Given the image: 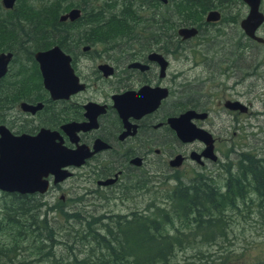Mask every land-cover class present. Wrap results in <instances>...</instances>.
<instances>
[{"label":"flooded vegetation","instance_id":"1","mask_svg":"<svg viewBox=\"0 0 264 264\" xmlns=\"http://www.w3.org/2000/svg\"><path fill=\"white\" fill-rule=\"evenodd\" d=\"M114 1L118 7L125 0ZM131 1L129 5L140 4L139 9L149 10L151 20L159 21L160 15L161 20H167L169 7L174 1L181 0ZM205 2L206 10L202 14L199 12L191 23L176 26L170 34L141 35L140 42L132 41L134 36L130 35L56 34L55 42L49 47L57 46L68 57L71 73H56L55 66L50 75L51 90L44 87L34 59L36 51L49 47L17 51L16 54L11 52L6 72L0 78V126L10 137L2 140L0 149H82L90 155L84 157L79 166H62L61 169L70 174L61 180L54 182L50 172L41 176L46 181L43 191H0L1 197L5 193L7 198L16 194L50 200L79 168L85 169L83 178L87 183L95 185L93 188L90 184L87 193L101 192L106 196L118 190L120 195L131 196L139 190H146L144 186L149 188L151 175L148 170L141 171L142 167L150 169L148 165L159 170L160 174L164 173L162 179L175 173L185 184L197 177L214 178L215 168L211 170V166L216 163V143L220 140L215 117L222 111L236 119L238 113L244 112L223 106L225 100L237 98H225L221 101V109H213L211 104L213 99L217 100L216 96L211 98L212 94L206 93L203 100L198 94L187 93L189 80L185 70H170V67L174 60L185 58L183 52L189 53L195 46L202 45V54L209 56L212 54L209 45L218 39L234 41L241 52H245L251 43L264 44V38L259 35L264 33V0H259L257 8L263 20L253 31L263 42L249 37L240 25L249 12L245 0ZM210 10L217 12L218 18L206 21V13ZM180 26H193L196 34L182 38L176 33ZM145 39L152 42L151 48H142ZM153 53L161 59L149 58ZM225 69L223 76L227 67ZM211 79L210 72L195 78L198 83ZM243 104L249 107V102ZM187 110L198 114L191 116L189 122L194 128L206 132L207 141L197 137L182 140L171 128L168 119ZM22 135L40 136L32 147L23 143L13 147L17 141L12 137ZM208 146L210 153L203 154ZM211 153L216 156L214 160ZM151 154L153 159H149ZM175 156L179 157L178 165H170L169 161ZM135 158H138L137 162ZM179 166L186 167L183 174L165 173L166 169L175 170ZM181 175L189 176L185 180ZM109 180L111 182H107ZM138 186L141 187L139 190ZM58 198L63 201V193Z\"/></svg>","mask_w":264,"mask_h":264},{"label":"trees","instance_id":"2","mask_svg":"<svg viewBox=\"0 0 264 264\" xmlns=\"http://www.w3.org/2000/svg\"><path fill=\"white\" fill-rule=\"evenodd\" d=\"M130 2L117 7L114 0H15L11 9L0 3V52L46 48L59 33L130 35L140 42L141 35L174 32L207 8L205 0L174 1L168 19L160 15L155 21ZM72 7L82 11L79 18L59 21ZM150 44L146 40L142 48ZM234 158L233 165H221V180L197 177L185 184L170 174L177 183L164 201L152 196L142 209L124 215L48 207L50 218L39 199L12 194L0 203V264H179L180 257L225 264L237 237L231 235L245 231L243 225L230 227L232 215L258 223L264 233V152L240 151ZM66 225L65 232H56Z\"/></svg>","mask_w":264,"mask_h":264},{"label":"rangeland","instance_id":"3","mask_svg":"<svg viewBox=\"0 0 264 264\" xmlns=\"http://www.w3.org/2000/svg\"><path fill=\"white\" fill-rule=\"evenodd\" d=\"M103 1L105 0H98V3L95 4L99 5ZM146 11L149 12L144 9L140 14L145 15ZM259 35L264 38V33ZM251 44L248 45L245 52H241L240 47L234 41L214 40L209 45L208 50L212 52L209 56L202 54V45L195 46L191 52H183L185 58L182 60L176 58L177 60H174L170 67V70L180 68L185 70L186 79L189 80L187 93L198 94L203 100H205L206 93H211V98L216 96L217 100L213 99L214 103L211 104L213 109H221V101L225 98H237L243 103L249 102L247 111L238 113L236 119L222 111H219L215 117L217 128L220 130L217 137L220 140L216 143L217 160L211 166V170L215 168L213 176L219 180L224 178L223 170L220 169L221 165L235 163L234 153L249 150L256 154L264 152V44H252L254 46ZM225 67H227V71L223 76L222 72L226 70ZM207 72L212 75L209 82L198 83L195 80V78L207 75ZM153 158V154L149 155V159ZM148 166L150 169L142 167L141 171L148 170L151 175L148 183L149 189L139 190L131 196L120 195L118 194L119 190L108 196L101 192L88 194L86 189L91 183H87V180L83 178L85 169H75L74 175L62 184L60 191H57L52 199L37 198L43 203L40 210L45 211L50 218L54 212L48 207L80 209L93 214L118 213L124 215L132 209H142L146 200L152 196L164 201L165 191L171 190L177 182L170 175L162 179L164 173L160 174L159 170ZM184 168L186 167L179 166L174 168L175 170L166 169L165 173L170 174L173 171L183 174ZM181 176L186 180L189 175ZM180 181L182 182V180ZM91 187L95 188V185L92 183ZM60 193H63V201L58 198ZM1 195L0 192V203L4 200L7 202L9 198L5 193L3 197ZM252 198L255 199V196ZM255 208H253V216L257 214ZM240 217L244 221H239L237 214L236 216L232 215L233 220L230 227L243 225L245 231L238 235L239 231L235 229L234 236L231 235V239H234L236 235L237 237L228 247L232 252L227 254V263L225 264H262L264 262V233L262 229L258 228V223H253L245 216ZM236 218L237 221L234 224ZM59 223L62 225L64 222L61 219ZM65 228H68V225L56 232H65ZM216 250H222V248L216 246ZM191 261L193 258L180 257L178 263L193 264Z\"/></svg>","mask_w":264,"mask_h":264},{"label":"water","instance_id":"4","mask_svg":"<svg viewBox=\"0 0 264 264\" xmlns=\"http://www.w3.org/2000/svg\"><path fill=\"white\" fill-rule=\"evenodd\" d=\"M165 2L166 0H160ZM249 5V12L246 19L240 23L241 27L247 32L252 39L263 42L260 36L254 35L253 31L259 25L263 16L258 11L259 0H245ZM15 0H0L4 9H11ZM81 12L77 7H72L58 16L59 21H73L79 18ZM218 13L210 10L206 13L205 20H215L218 18ZM176 33L182 38L190 37L196 34V29L193 26H180ZM11 51L0 52V78L5 74L7 63L10 59ZM149 58L161 59L158 54H150ZM34 59L38 64V68L43 78V85L48 90H51L50 75L56 66V73H65L70 75L71 71L68 65V57L62 53L57 46L49 47L45 50H38L34 53ZM136 64V63H134ZM223 106L229 110H237L238 112H245L247 107L238 100H225ZM198 115L193 110H187L178 117L169 118V124L175 131L176 135L182 140H190L192 138H200L207 141L206 132L202 129L194 128L189 122L191 116ZM203 115V113L201 114ZM0 147H2V140L10 137L7 131L0 126ZM35 137H28L26 135L12 137L16 143L13 147H18V143H23L24 146L34 145ZM210 146L206 147L203 154H209ZM90 155L82 149L64 150V149H0V191H16L19 193H32L35 191H43L45 189L46 181L41 179V176L50 172L54 176V182L69 176V172L61 169L65 165L79 166L83 162V158ZM178 156L172 158L170 165L177 166ZM214 160L216 156H212ZM135 162L138 158L134 159ZM107 182H111L110 180ZM106 184V181H102Z\"/></svg>","mask_w":264,"mask_h":264},{"label":"bare ground","instance_id":"5","mask_svg":"<svg viewBox=\"0 0 264 264\" xmlns=\"http://www.w3.org/2000/svg\"><path fill=\"white\" fill-rule=\"evenodd\" d=\"M82 12V11H81Z\"/></svg>","mask_w":264,"mask_h":264}]
</instances>
